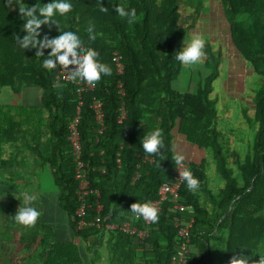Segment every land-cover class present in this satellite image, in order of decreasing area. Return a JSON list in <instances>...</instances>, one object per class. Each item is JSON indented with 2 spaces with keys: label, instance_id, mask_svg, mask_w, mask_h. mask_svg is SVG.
Wrapping results in <instances>:
<instances>
[{
  "label": "trees",
  "instance_id": "1",
  "mask_svg": "<svg viewBox=\"0 0 264 264\" xmlns=\"http://www.w3.org/2000/svg\"><path fill=\"white\" fill-rule=\"evenodd\" d=\"M214 1L71 0V12L52 19L65 30L77 31L112 68L111 75H102L90 87L57 78L63 69L59 64L45 69L44 57L16 41L25 34L18 8L35 3L42 7L47 0H0V87L28 100L0 103V191L11 204L10 212H0V233L13 248L9 257L0 252V264H174L180 238L173 216L182 224L192 217L185 264H229L240 253L248 255L250 264L259 259L256 252L264 251V0H216L226 20V41L254 80L241 97L251 107L235 112L220 106L215 92L224 66L223 41L214 27L205 31L202 25ZM116 5L134 8L135 19L130 23L120 17ZM195 30L205 39L206 56L203 63L191 65L195 72L186 76L190 88L177 89L174 82L182 69L193 70L175 60V51ZM45 34L58 35V26L42 24L39 35ZM48 51L43 50L45 55ZM114 54L120 56L121 72ZM26 89L34 91L27 94ZM94 100L100 102L101 123L95 119ZM75 117L83 178L91 189L86 197L90 206L81 217L75 212L79 180L68 138ZM154 127L162 129L165 141L159 155L144 152L140 144L143 132ZM174 135L188 145L186 150H196L185 158L199 187L190 191L183 180L180 184L179 202L190 212L172 208L171 198H166L158 221L145 224L128 211L136 200L158 199L159 186L172 180ZM24 152L32 165L18 167L16 160ZM37 171L47 179L37 178L34 185L46 180L52 194H38L34 187L25 192L36 194L41 209L36 224L27 227L14 214L22 202L21 189L33 185L29 174ZM17 178L22 180L19 185ZM97 201L102 205L98 212ZM96 217L98 224L77 227L80 218L88 222ZM55 218H61L63 234L50 225ZM124 221L147 227L148 235L139 238L105 226ZM9 225L15 228L11 233ZM8 247L0 241V250Z\"/></svg>",
  "mask_w": 264,
  "mask_h": 264
},
{
  "label": "clouds",
  "instance_id": "2",
  "mask_svg": "<svg viewBox=\"0 0 264 264\" xmlns=\"http://www.w3.org/2000/svg\"><path fill=\"white\" fill-rule=\"evenodd\" d=\"M8 3L11 4V0H8ZM72 8L71 0H47L42 7H37L36 3L30 7H19L18 11L22 14V29L25 34L16 36V41L20 48H34L36 56L44 57L42 66L45 69H56L58 64L62 68L68 69L69 65H73L66 71L68 80L94 84L101 79L102 75H111L112 68L99 59V52L96 49L86 46L77 31L65 30L52 19L56 14L64 16L70 13ZM101 10L106 9L102 8ZM114 11L120 17L127 18L130 23L136 16L134 8H126L121 5H116ZM48 21L58 26L59 34L51 38L47 34L39 35L40 26ZM87 32L89 40L95 38L91 24H89ZM204 48L205 39L199 34L191 35L188 39L183 40L182 46L175 51V60L184 66L201 64L206 56ZM44 49H50V51L45 55ZM57 87H62V85L57 83ZM164 143L162 129L159 127L143 132L140 138L142 149L151 155H159L162 152L160 149L164 148ZM172 161L188 190L198 189L199 180L193 175L190 168L185 167V156L182 153H174ZM36 200L37 196L32 193L22 194V202L19 200V206L14 214V219L18 224L27 227L36 224L41 215V209L35 203ZM128 212L137 218H143L152 223H156L159 219L157 206L147 200L143 202L136 200L130 205ZM256 253L259 254V259L252 261L251 264H264V251L258 250ZM229 264H250V261L248 255L240 253L234 255Z\"/></svg>",
  "mask_w": 264,
  "mask_h": 264
},
{
  "label": "rangeland",
  "instance_id": "3",
  "mask_svg": "<svg viewBox=\"0 0 264 264\" xmlns=\"http://www.w3.org/2000/svg\"><path fill=\"white\" fill-rule=\"evenodd\" d=\"M213 3H215V4L213 5V7L211 9H209L208 19H207V21H205L206 20L205 19L203 21L202 25L205 26L203 28V30H205V31H207L206 28H208V30L212 31L213 27H214L216 29V32L218 33L217 35H219V38L223 41V46H224V53H225L224 66H223V71H222L218 81L215 84V92L218 93V98H219L220 103H221L220 106L224 105L226 107H232V108H234V112H235V109L239 108L240 106H241V108H240L241 110L245 107L250 108L251 105L248 103V106H247L246 103H243V102H245V99L241 98V97H242V92L243 91L245 92L246 88L248 89V87L251 85V82L254 81L253 76H251L249 73H247L245 71V69H243L244 68L243 62H242V59L240 58L239 54L237 53V51L235 50V48L231 44L227 43V41H226L227 32L225 33V31H226V23H225L226 20H224V21L222 20L223 17L220 13L222 11L216 9V7H217L216 6V0ZM237 18L240 19L241 17L238 16ZM217 20H219L218 23H217ZM221 20L223 21V23H220ZM205 31H203V32H205ZM194 32L196 34V30ZM214 34L215 33H213L212 35H214ZM187 67H189V66H187ZM191 68H192L193 72H191V69H187V68H183L184 70L182 69L183 72L181 71L182 72V73H180L181 75L174 82L175 88H177V89L179 88L181 90L190 88V83L187 80L186 76H191V74H194L195 71L193 68H195V67L193 66ZM231 96H234V97H231ZM235 96H237L238 98H236ZM29 99H31V98H29ZM21 101H28L27 98L22 93L13 94L11 91L8 90V88L0 87V103H5V102L20 103ZM248 108H247V110H249ZM242 134H244V136H246L247 129L244 130ZM175 136L176 135H174V138L172 139V143L176 149V153H182L184 156H187L188 154L191 153V150L192 151L195 150L193 147H189L190 151L186 150L188 145H186V143L184 144L181 140L177 139ZM195 154H196V152H195ZM31 165H32V162H31ZM50 189H51V191H50ZM29 192H31V189L29 190ZM37 192H38V194H40L42 192V195L43 194H48V195L52 194L51 183L47 182L46 180H43V183H41V185H39ZM46 192H48V193H46ZM4 198L6 199L5 201L0 199V212H3V211L10 212L8 208L11 207V204L9 202L10 200H8L7 194H5ZM49 203L50 202H48L46 204V206ZM51 205L48 207H51ZM0 214H2V213H0ZM60 220H61V218H59L58 221H56V218H55V220H54L55 222L50 224V225L54 226L56 224L53 228L55 230H56V228H58L59 230H61V234H63L64 233L63 224L60 222ZM9 224H11V223H9ZM16 229H17V227H16ZM13 230H15L14 226L9 225L7 228V232L11 233ZM1 237H2V235L0 233V238ZM3 238H6V237H3ZM3 238H1V239H3ZM1 239H0V241H2V243H5L6 247L10 246L9 240L4 242V239L3 240H1ZM12 249L13 248L8 247L4 251L0 250V252L2 251L3 255H7L9 257L12 255V251H13ZM16 249H18V248H16Z\"/></svg>",
  "mask_w": 264,
  "mask_h": 264
},
{
  "label": "built area",
  "instance_id": "4",
  "mask_svg": "<svg viewBox=\"0 0 264 264\" xmlns=\"http://www.w3.org/2000/svg\"><path fill=\"white\" fill-rule=\"evenodd\" d=\"M112 60L114 61L115 65H116V70L117 72H121L122 71V63L120 61V56H118L117 54H114L112 57ZM70 67L68 66V69L63 68L57 78H67V73L66 71L69 70ZM86 85L88 86H92L91 84L85 82ZM79 84H81L79 82ZM118 87H119V91L122 94L123 90L121 88V83H118ZM79 90H82V88H80ZM93 107V111H94V115H95V119L97 120V122L101 123L102 120V111H101V107H100V102L95 101L92 104ZM78 110V109H77ZM76 123H77V117L74 118V120L70 123L69 128H70V133L68 135V138L71 142V146L73 149V153L75 154L74 156V160L76 162L75 164V178H78V187L76 189V195H77V199L79 201V205L76 208V214L78 216H82L85 214V210L89 205V203L86 200L87 195L90 193L91 189L87 186L85 179L83 178V173H82V167H83V162L82 160H80L79 158V154H80V139H79V135L77 132V127H76ZM185 167H187V162L185 164ZM173 177L172 180L169 182H165L162 183L159 186L158 189V194L159 197L158 199L151 201V203H153L155 206H157L158 209H160V205L161 202L163 200H165L166 198H171V207L175 208V209H181V210H187V212H190L191 209L184 207L182 205V203L179 202V187L180 184L182 182V178L179 177L178 175V169L176 168V165L174 166L173 169ZM95 194L98 196V191H94ZM102 205L97 201V205H96V210L97 212L99 210H101ZM145 224H148L150 221L145 220L143 218H141ZM173 220H174V225L178 227L177 229V235L180 238V242L177 243L176 249H175V253L172 256V263L174 264H185L186 260H187V244L189 241V227L192 223V217L189 218V220L182 224L183 221L180 220L178 218V216H173ZM98 224V218L96 217L95 220H90L88 222H86L83 218H80L77 222V227L78 228H83L86 227L88 225H92L93 223ZM105 226L109 229H120L122 232L127 233V234H133L139 238H144L148 235L149 230L147 227H137L135 225H132L131 223H129L128 221H124L121 224H116V223H106Z\"/></svg>",
  "mask_w": 264,
  "mask_h": 264
},
{
  "label": "crops",
  "instance_id": "5",
  "mask_svg": "<svg viewBox=\"0 0 264 264\" xmlns=\"http://www.w3.org/2000/svg\"><path fill=\"white\" fill-rule=\"evenodd\" d=\"M31 91H34V90H30V89H26L25 90V92L27 93V94H29V93H31ZM29 155L27 154V156H26V154H25V152L20 156V157H18V159L16 160V164L18 165V167H21V166H25V165H31V161L29 160V158H27ZM17 161H18V163H17ZM21 161L23 162V164L21 163ZM25 163V164H24ZM16 165V166H17ZM42 172H36L35 174L32 172V173H30L29 174V181L33 184L32 185V187L31 186H27V187H23V190L21 189V191H22V194L23 193H25L26 191L28 192L30 189L29 188H38V186L36 187L35 185H34V181L35 180H37V178H40V180H42V179H47V175L46 174H41ZM16 182H17V184L19 185V184H21L22 183V180L20 179V178H17L16 179ZM24 186V185H23ZM28 188V189H27ZM33 188V189H34ZM19 193V192H18ZM35 193V192H34ZM5 194H6V192H4V191H0V199H2L3 201H5L6 199L4 198V196H5ZM21 194V195H22ZM36 195V194H35ZM2 215V214H1Z\"/></svg>",
  "mask_w": 264,
  "mask_h": 264
}]
</instances>
